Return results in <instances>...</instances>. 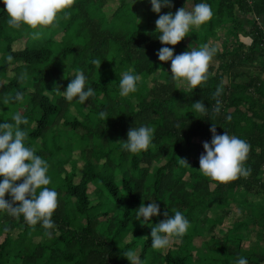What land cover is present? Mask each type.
Returning <instances> with one entry per match:
<instances>
[{
    "label": "trees",
    "instance_id": "obj_1",
    "mask_svg": "<svg viewBox=\"0 0 264 264\" xmlns=\"http://www.w3.org/2000/svg\"><path fill=\"white\" fill-rule=\"evenodd\" d=\"M108 2L116 4L111 13L104 11ZM200 2L211 5L212 19L191 28L177 45H162L155 24L159 15ZM172 4L157 14L148 0H75L69 18L59 14L57 23L42 28L41 39L35 40L27 26H9L6 6L0 0V105L4 109L16 106L17 93L23 99L29 97L21 113L29 122L21 125L28 132L26 144L47 160L48 187L59 194L52 230L41 224L31 226L23 216L0 212V237L4 234L0 264H108L110 260L127 264L123 255L128 250L135 251L142 264H190L189 234L179 239L177 249L152 250L151 227L138 226L136 219L141 203L156 201L169 215L179 210L190 223L215 205L221 213L210 219L221 224L229 214L231 189L264 195V63L261 73L248 83L225 81L236 62L252 64L264 54V28L254 23L251 45L228 53L227 59L218 51L220 64L209 66L208 80L194 90L179 88L167 71L169 61L161 62L156 55L161 47L174 48L175 56L196 43L208 45L218 29L242 26L238 13L264 15V0H172ZM58 34H62L60 40L55 39ZM15 43L23 47L15 48ZM97 60L100 66L94 63ZM76 70L84 71L87 86L95 90L84 103L89 111L82 121L72 118L71 108L83 105L76 98L67 101L62 93ZM125 71L158 73L151 87L142 85L132 93L135 104L119 94V79ZM218 86L223 87V94L215 97ZM217 99L222 104L219 115L203 117L192 110V103L203 100L211 114ZM101 111L109 114L106 121L99 119ZM11 118L6 122H12ZM212 123L217 134L227 131L250 144L245 161V167L252 170L249 177L220 183L196 169L203 143L211 141ZM140 125L156 129L154 146L138 154L122 150L120 141L127 140L130 128ZM67 130L73 144L67 137L61 141ZM74 149L84 164L80 171H67L65 164ZM90 184L94 189L88 192ZM5 199L11 198L6 194ZM79 216L85 217V225ZM215 228L216 224L211 225L210 233ZM30 235L37 237L35 242ZM100 236L110 245H104ZM227 241L237 243L233 235ZM224 248L231 252L230 245ZM245 254L253 264H264V249L260 253L253 248Z\"/></svg>",
    "mask_w": 264,
    "mask_h": 264
},
{
    "label": "clouds",
    "instance_id": "obj_2",
    "mask_svg": "<svg viewBox=\"0 0 264 264\" xmlns=\"http://www.w3.org/2000/svg\"><path fill=\"white\" fill-rule=\"evenodd\" d=\"M6 6L8 24L13 28L27 26L33 30L31 35L35 40L42 37L41 29L54 26L63 13L65 19L69 18L75 0H2ZM135 0H132L134 3ZM154 13H161L163 8H172V0H148ZM214 15L210 4L197 3L191 10L183 6L174 14L169 11L159 15L156 20V31L160 33L158 40L162 45H177L182 41L191 28L198 27L210 21ZM217 49L208 45L192 48L174 56V48L161 47L156 55L161 62L171 61L170 72L173 80L185 82L190 89L206 82L209 78V65ZM12 59L11 56L8 57ZM94 63L100 66L101 61ZM88 77L83 70H76L71 82L63 93L67 101L78 99L83 105L90 97L95 95V90L87 86ZM141 80L139 74L134 71H125L119 79V94L127 97L137 91ZM223 94V87L218 86L215 97ZM16 101L23 100V94L17 93L13 98ZM194 112L203 117L219 115L221 101L216 100L215 106L209 112L203 100L191 105ZM109 114L106 111L99 113V119L107 120ZM231 120V116L226 117ZM12 122H0V212H6L13 217L23 216L31 226L41 224L45 230L55 229L52 219L53 213L58 207V192L48 187L51 183L49 176V164L46 159L36 153V150L26 144L28 132L21 127L29 122L26 117L16 113L11 118ZM156 129L148 125L135 126L129 129L127 140L120 141L122 150L132 154L148 150L153 147ZM212 138L210 143H203V154L199 157V170L212 180L227 183L240 177L247 178L251 175V169L245 167L248 158L250 144L236 135L225 131L217 134L216 125L212 123L210 128ZM180 163L190 167L186 160ZM17 181H22L17 183ZM39 190V191H38ZM6 194L10 196L5 199ZM161 215L160 206L156 201H150L147 205L141 203L136 209V219L142 225L151 224V219ZM161 222L151 224V246L156 250H163L170 246L172 239H181L191 227L190 221L183 212L176 210L173 215L164 212ZM143 218V219H141ZM129 264H142L137 253L128 250L123 255ZM235 264H249L246 257H240Z\"/></svg>",
    "mask_w": 264,
    "mask_h": 264
},
{
    "label": "rangeland",
    "instance_id": "obj_3",
    "mask_svg": "<svg viewBox=\"0 0 264 264\" xmlns=\"http://www.w3.org/2000/svg\"><path fill=\"white\" fill-rule=\"evenodd\" d=\"M132 1V0H131ZM115 2H108L105 5L104 11L110 12L115 8ZM186 10H191L192 6L189 4L185 5ZM110 13L107 14V19L110 21ZM238 21L241 23V27L237 29L234 26L220 28L217 31V37L215 40H212L208 43V46L215 47L217 49L216 54L214 55L212 61L209 66L217 68L220 64V59L217 57L218 51H221L225 54L226 59L228 53L233 51L240 52L244 48H247L251 45L254 34L251 33L255 23L258 27L264 28V15H254L253 13H238L237 15ZM62 34H58L55 39L60 40ZM207 45V44H206ZM202 45L195 44L192 48H199ZM15 48H22L23 44L15 43ZM191 48V49H192ZM190 49V50H191ZM264 63V54L252 64L244 63L238 64L236 62V66L231 70L229 75L226 76L225 81H238L248 83L253 77L257 76L261 73V67ZM171 61H169L167 66V71L170 72ZM171 73V72H170ZM158 73H154L151 75H140L141 80L138 83L137 91L142 87V85H147L151 87L153 85V75H157ZM176 84L179 88L186 89L185 87H189L185 82L177 81ZM136 91V92H137ZM130 94L127 96L130 98L133 104L136 103L133 97ZM102 95H99L98 98H101ZM29 101V97L19 101L16 106H8L7 109H4L2 105H0V122L6 121L7 118L12 117L16 113H23L27 103ZM88 107L86 104H83L81 109L72 107L71 114L72 118H76L79 121H82L83 114L88 113ZM61 131V130H60ZM68 132L63 133L60 137L62 142L66 141V137L73 144L72 135L70 130ZM65 134V135H64ZM84 161L82 159L81 153H78L77 150L71 153L69 159L65 164V168L67 171H70L74 168H77V171H80L83 166ZM196 169L199 170V164L196 163ZM261 178L264 180V174L261 175ZM94 189L92 184L89 185L88 192H91ZM260 188H254V191H260ZM231 193V199L229 200L230 206L228 207V216L224 219L221 224L213 222L210 217L213 219L215 215H220L221 211L215 205L207 208L203 214H199L195 216L196 218L190 223L191 227L188 230L187 234L191 235V248L186 251L190 254L191 260L190 264H235V261L240 257H246L247 254L250 253L253 248H256L258 252L262 253L264 249V195L262 194H254L253 192H247L240 188L231 189L229 191ZM227 207V206H226ZM164 208L162 207L161 215L157 217H153L151 219V224L154 226L155 224L161 222L165 219L162 215L164 213ZM209 217V218H207ZM143 219V218H141ZM79 220L81 223L85 225L86 220L84 216H79ZM151 224H148L151 227ZM216 224L215 232L210 233L209 228L211 225ZM138 226H141V222L139 220ZM15 233H13V236ZM233 235L237 243L228 244V236ZM4 234L0 237L2 240ZM31 237V235H30ZM103 240L104 245H110V241L106 239L104 236H100ZM37 237H31V241L35 242ZM129 237H126L124 242H129ZM180 240L173 238L170 246L163 250H152L154 252H162L165 253L169 249H177L179 246ZM224 244L231 246V252H228L224 248ZM245 254V255H244ZM109 256H107L108 259ZM247 258V257H246ZM248 259V258H247ZM249 264H253L250 259H248ZM17 264V263H13ZM108 264H122L121 262L110 260ZM127 264H129L127 262Z\"/></svg>",
    "mask_w": 264,
    "mask_h": 264
}]
</instances>
